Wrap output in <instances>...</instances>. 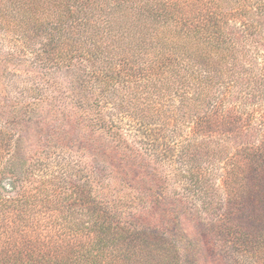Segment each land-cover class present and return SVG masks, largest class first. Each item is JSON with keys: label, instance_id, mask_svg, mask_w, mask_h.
Listing matches in <instances>:
<instances>
[{"label": "trees", "instance_id": "16d2710c", "mask_svg": "<svg viewBox=\"0 0 264 264\" xmlns=\"http://www.w3.org/2000/svg\"><path fill=\"white\" fill-rule=\"evenodd\" d=\"M0 29L7 40L5 62L15 63L9 79L25 74L33 80L41 73L42 81L22 86L19 100L0 115V264H147V258L153 264H236L235 246L242 264H264V216L261 229L251 232L240 224L254 198L238 202L231 191L220 204L228 214L214 221L212 233L232 243L228 263L222 258L227 253L209 240L204 263L194 252L198 241L162 238L131 215L129 207H144L149 197L158 199L156 193L163 198L161 176L118 148L127 147L118 126L109 125L117 136L111 143L99 130L126 118L138 125V136H190L172 148L167 139L152 144L161 146V159L179 163L175 178L201 198L198 165H212L216 156L205 150V137L223 136L215 142L223 147L228 132L243 129L244 119L224 106L225 97L241 75L243 44L264 43V0H0ZM47 103L66 108L71 121L94 131L81 140L84 149L97 147L98 159L83 170L68 173L60 158L55 172L36 173L34 163L42 164V157L18 150V126ZM52 140L58 144L57 137ZM251 161L264 171V155ZM95 163L101 166L95 169ZM232 165L222 174L228 189L242 172L236 160ZM121 182L140 191H123ZM159 213L151 217L159 220ZM165 214L171 222L173 213ZM183 243L194 253L185 256Z\"/></svg>", "mask_w": 264, "mask_h": 264}, {"label": "rangeland", "instance_id": "374dc122", "mask_svg": "<svg viewBox=\"0 0 264 264\" xmlns=\"http://www.w3.org/2000/svg\"><path fill=\"white\" fill-rule=\"evenodd\" d=\"M6 42L4 32L0 29L1 116H4L6 110L11 108L9 107L11 103H16L19 100L22 86H30L33 82L32 86L35 87L36 82H42L39 79L41 73L38 76H34L33 80L31 77H25V74L24 77L18 78V80L9 79L8 72L10 70L8 68L12 67L15 63L11 61L7 65L5 62ZM243 48L244 65L239 70L241 75L235 76L230 82L232 86L227 91L224 105L227 108L233 106L237 113L241 115L244 119L243 129L234 134L228 132V136H224L225 141L221 142L223 147H217L215 143L221 140L223 136L205 137L209 145L206 146L205 150L209 151L208 154L215 153L216 156H213L212 160L214 161L212 165H198L202 178L200 183L203 184L202 188L204 189L201 193V198L193 197V191L189 190L188 187L185 188V185L179 183L175 178L174 172L180 169L179 163L176 166L172 162L164 161L163 158L161 159V146H159V150L155 149L152 144L153 140H161L162 138L169 140L168 145L172 148L176 142L179 145V141L185 142L190 136H138L139 131H136L138 130V125L126 118L116 121V124L108 122V127L99 129L100 131L105 129V132L101 134L105 142L109 141L111 143L113 138L116 141L117 136H112L109 125L111 127L118 126L124 135L121 137L127 144V147H125L120 143L118 148L124 149L131 156H135V162L145 161L148 164L149 173L153 174L155 172V175L158 173L161 176L160 186L164 193L163 198L161 199V195L156 193L158 196L157 200H152L149 197L144 202L146 203L144 207L138 204L129 207L130 214H134L136 219L143 222L145 219L149 224V228H154L158 233H161V236L162 234L163 236L164 234L171 236L174 234V236H182L183 240L198 241L197 244L199 246L197 251L194 252H197L199 260L202 258L201 261H204V263L207 262V256H209L206 250L208 246H204L207 245L208 240L211 247H216L215 249H221L224 253H227L222 258L228 259L232 243H230L229 238L223 233L220 236L214 235L212 232H214L215 228H212L217 218H223L228 214L222 213V210L219 211V208L220 204L224 202V198L227 197V194L229 195V192L232 191L238 195L235 198L238 202L250 201L254 198L250 212L248 211L245 219L243 218L244 220L240 224L243 225L245 230L251 232L256 227L257 229L262 228L261 219L264 216V171L256 167L257 165H251L253 164L251 160L254 159V162L257 163L258 158L264 155V43L249 40L246 44H243ZM17 68L22 71L25 67L24 65L23 67L17 65ZM31 69L34 70V68ZM55 75L52 74V76ZM42 89L46 94L51 92L48 88L43 87ZM50 94L52 96L54 92ZM124 104L126 103L124 102ZM41 107L40 110L35 109L32 111V120L18 126V139H20L18 150L23 151L25 157L29 155L34 156L33 158L36 156L42 157V164H39L41 161L34 163L36 164V173L47 171L48 174H51L55 172L61 159L64 160V163H67L68 173L83 170L85 164H91L90 161H93L92 157H95V160L98 159V154L95 153L98 152L97 147H93L92 150L84 149L83 143V141L89 140L90 136H95L94 131L88 132L84 130L85 125L83 123L71 121L70 117L72 116H70L69 111L66 108L60 107L57 103L42 104ZM103 111L105 112V119H108V113L112 112L110 104ZM38 115H40L39 118ZM94 130H98V128H94ZM52 136L58 138L57 145L53 144ZM196 137L201 140V137ZM234 160L238 164L240 163L238 168L241 167L242 172L236 170L240 174V179L228 189L224 183V175L222 174L228 169L236 167L232 165L234 164ZM108 165L104 164L103 167L108 168ZM111 165L109 166L111 167ZM91 166L96 169V167L101 166V163H95ZM60 167L64 169L61 165ZM120 185L123 191L126 190L134 194L140 191V186L135 188L134 185L128 186L122 182ZM245 191L250 193L251 196L242 194ZM154 202H158L160 205H153ZM155 207H158L156 208L157 212H161L156 216L159 220H154L151 217L152 212L156 215ZM168 211L173 213L171 222L165 218V213H168ZM211 222L212 225H210ZM149 238L153 239L154 235L149 236ZM226 241L229 243V246ZM183 242L185 243V241ZM184 243L180 245L182 251L186 252L184 255L189 256L194 253L193 246ZM235 248L240 252L239 247L235 246ZM238 253L235 254L238 260L236 264L245 263V258ZM188 259L190 258L188 257ZM190 260L193 262L192 259ZM133 262L136 264L135 261ZM147 262V264H153L151 263L152 258H147ZM154 264H157V262Z\"/></svg>", "mask_w": 264, "mask_h": 264}]
</instances>
